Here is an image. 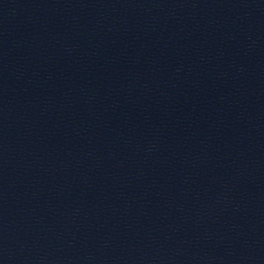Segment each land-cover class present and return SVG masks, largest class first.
I'll list each match as a JSON object with an SVG mask.
<instances>
[{"label": "water", "instance_id": "1", "mask_svg": "<svg viewBox=\"0 0 264 264\" xmlns=\"http://www.w3.org/2000/svg\"><path fill=\"white\" fill-rule=\"evenodd\" d=\"M0 264H264V0L0 32Z\"/></svg>", "mask_w": 264, "mask_h": 264}]
</instances>
